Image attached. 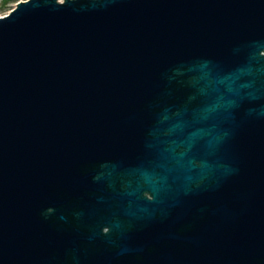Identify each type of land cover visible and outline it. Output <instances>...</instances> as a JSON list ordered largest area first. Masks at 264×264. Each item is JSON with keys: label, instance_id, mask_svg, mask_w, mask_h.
Here are the masks:
<instances>
[{"label": "water", "instance_id": "obj_1", "mask_svg": "<svg viewBox=\"0 0 264 264\" xmlns=\"http://www.w3.org/2000/svg\"><path fill=\"white\" fill-rule=\"evenodd\" d=\"M0 264H264V0L0 17Z\"/></svg>", "mask_w": 264, "mask_h": 264}, {"label": "rangeland", "instance_id": "obj_2", "mask_svg": "<svg viewBox=\"0 0 264 264\" xmlns=\"http://www.w3.org/2000/svg\"><path fill=\"white\" fill-rule=\"evenodd\" d=\"M27 1L29 0H0V16L8 14L18 3ZM59 2L64 3L65 0H59Z\"/></svg>", "mask_w": 264, "mask_h": 264}, {"label": "flooded vegetation", "instance_id": "obj_3", "mask_svg": "<svg viewBox=\"0 0 264 264\" xmlns=\"http://www.w3.org/2000/svg\"><path fill=\"white\" fill-rule=\"evenodd\" d=\"M145 195L148 196V197H150V194L149 193H146ZM108 231H109V228L108 227L103 228V232L104 233H107Z\"/></svg>", "mask_w": 264, "mask_h": 264}, {"label": "built area", "instance_id": "obj_4", "mask_svg": "<svg viewBox=\"0 0 264 264\" xmlns=\"http://www.w3.org/2000/svg\"><path fill=\"white\" fill-rule=\"evenodd\" d=\"M9 14V13H8ZM3 16H6V15H2V16H0V17H3Z\"/></svg>", "mask_w": 264, "mask_h": 264}, {"label": "bare ground", "instance_id": "obj_5", "mask_svg": "<svg viewBox=\"0 0 264 264\" xmlns=\"http://www.w3.org/2000/svg\"><path fill=\"white\" fill-rule=\"evenodd\" d=\"M10 12H11V11H10ZM10 12H9V13H10ZM6 15H8V14H6ZM3 17H4V16H3Z\"/></svg>", "mask_w": 264, "mask_h": 264}]
</instances>
